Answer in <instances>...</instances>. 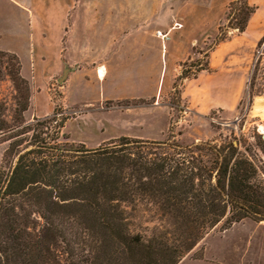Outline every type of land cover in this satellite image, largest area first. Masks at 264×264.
Masks as SVG:
<instances>
[{
	"label": "trees",
	"instance_id": "trees-1",
	"mask_svg": "<svg viewBox=\"0 0 264 264\" xmlns=\"http://www.w3.org/2000/svg\"><path fill=\"white\" fill-rule=\"evenodd\" d=\"M254 12L230 0L228 28L243 33ZM3 65L24 93L22 114L29 85L15 55L0 51ZM57 114L9 137L29 134L0 166V264H178L218 226L264 223V140L255 132L252 142L120 137L88 149L67 142ZM15 128L0 120V132Z\"/></svg>",
	"mask_w": 264,
	"mask_h": 264
},
{
	"label": "rangeland",
	"instance_id": "rangeland-1",
	"mask_svg": "<svg viewBox=\"0 0 264 264\" xmlns=\"http://www.w3.org/2000/svg\"><path fill=\"white\" fill-rule=\"evenodd\" d=\"M65 1L42 0V3L52 10L53 17H58L59 8L57 7L59 3ZM229 1L74 0L75 7L83 8L82 15L85 19H87L89 9L91 19H117L124 14L121 9L127 7L128 15L137 14L143 19H155L154 24L159 27L156 29L155 35L158 37L156 33L160 31L164 38H160L163 46L160 50V65L157 72L161 73L159 88L157 91L156 88L152 89L156 92L155 97L144 99L134 97L107 102L105 107L111 110L108 116L86 113V117L73 120L76 118L74 110H63L61 101L63 93L67 91L66 86H73L77 81L75 75L77 72L73 67H65L68 72L64 80L54 82V86L50 88L48 94L54 103V109L58 111L56 122L65 119L63 127L68 122L66 128L61 129V134L68 139L67 142L82 144L88 149H95L91 148L94 146L91 139L97 137V140L109 136L115 138L108 141L128 137L161 142L170 135L174 141L181 145L205 142L220 144L223 141L235 143L241 138L252 142L253 132L258 134L256 132L258 125L264 126V117L262 116L264 109V37L253 49L250 63L246 69L230 67L222 71L217 68H209L211 52L218 46L230 48L231 44L228 41H231L233 36L241 34L228 28L235 24L234 20L228 23L226 19L229 12ZM74 18V8H71L65 14V19ZM189 19L194 22L192 23L193 27L200 25L195 23L198 19H222V21L215 35L208 39L197 40L191 47L189 58L176 63L169 69L170 62L179 57L186 48ZM174 20L180 21L182 25L178 29L174 28L175 31L166 36L169 23H173ZM147 23L148 21L145 22V27L148 25ZM205 26L208 25L205 24ZM220 38L225 39L218 43ZM239 48L243 50L244 46L240 45ZM4 65L0 67V106H2L0 120L4 121L8 127L16 126V128L13 133L0 132V166H3L5 161H9L7 158L5 159L9 144L18 141L21 144L19 150H23L27 146L29 134H22L12 140H9V137L14 133H23L25 130L22 128L33 122L34 119H42L33 118L32 115L26 113L27 110L20 114L19 108L24 102V93L16 90L4 70ZM62 75L63 72L59 74L58 79H61ZM220 78L223 80L220 81ZM127 90L129 92L134 90L135 95L149 91L140 85ZM231 97L236 101L231 102ZM118 109H121V112L118 113ZM16 118L18 121L15 120ZM54 125L55 123L51 127ZM91 125H93L92 128L88 127ZM82 139H85L86 143H82ZM238 225L258 226L264 231V223H256L251 220H243L228 230H220V226H218L182 259L203 262L204 258L224 256L227 246L220 241H213L207 247L208 250L203 258L207 241L209 237L226 236L229 230ZM236 235L237 233H234L231 236L235 237ZM244 250L240 247L238 252L248 254Z\"/></svg>",
	"mask_w": 264,
	"mask_h": 264
},
{
	"label": "crops",
	"instance_id": "crops-1",
	"mask_svg": "<svg viewBox=\"0 0 264 264\" xmlns=\"http://www.w3.org/2000/svg\"><path fill=\"white\" fill-rule=\"evenodd\" d=\"M74 3V0L59 3V16L53 17L52 10L43 5L42 0H0V51L13 54L19 60L20 75L27 81L30 92L26 113L33 118L53 114L54 103L48 91L54 82H60L59 74L66 66L73 67L78 74H75V84L66 86L61 101L64 111L74 110L76 113L73 120L86 117V113L108 116L111 110L105 107L107 102L155 97L156 92L152 89L157 91L159 88L161 73L157 72L163 46L161 37L155 35L159 28L154 24L155 19L128 15L127 7L121 9L124 14L117 19H91L90 9L85 19L83 8L75 7ZM248 3L255 7V12L245 31L228 41L230 48L218 46L211 52L210 69L224 71L230 67H248L253 49L264 37V0H248ZM71 8H74L75 18L65 19ZM221 21L198 19L195 23L200 25L194 24L193 27L194 22L189 19L186 48L170 62L169 69L189 58L191 47L197 40L215 35ZM181 25L178 20L169 23L166 36ZM160 34L163 36L162 32ZM240 45L244 46L243 50ZM99 70L103 73L101 77ZM139 85L149 91L135 95L134 90H127ZM233 97L231 102L236 101ZM96 138L90 140L94 142L91 148L115 137ZM81 141L86 143L85 139ZM234 233L237 235L232 237ZM213 241L227 246L225 255L206 259L207 247ZM240 247L248 254L238 252ZM203 258V262L184 258L178 264H264V231L258 226L238 225L224 237H209Z\"/></svg>",
	"mask_w": 264,
	"mask_h": 264
},
{
	"label": "water",
	"instance_id": "water-1",
	"mask_svg": "<svg viewBox=\"0 0 264 264\" xmlns=\"http://www.w3.org/2000/svg\"><path fill=\"white\" fill-rule=\"evenodd\" d=\"M67 72H68V69L65 68L64 71H63V75H62V77H61V79H60V82H62V81L64 80V78H65ZM256 132L258 133V135H260L261 139L264 140V126H263V130H260V129L257 127V128H256Z\"/></svg>",
	"mask_w": 264,
	"mask_h": 264
},
{
	"label": "bare ground",
	"instance_id": "bare-ground-1",
	"mask_svg": "<svg viewBox=\"0 0 264 264\" xmlns=\"http://www.w3.org/2000/svg\"><path fill=\"white\" fill-rule=\"evenodd\" d=\"M157 35H158V36H160L161 38H164V36H161V34H160V33H157ZM102 74H103V73H102V71H101V70H99V72H98V75L101 77V76H102ZM263 106H264V105H263ZM259 107H260V106H259ZM261 107H262V106H261ZM261 109H262V108H261ZM261 109H260V110H261ZM262 113H263V115H262V116L264 117V109H263ZM258 128H259L260 130H263V126H262V125H258Z\"/></svg>",
	"mask_w": 264,
	"mask_h": 264
}]
</instances>
